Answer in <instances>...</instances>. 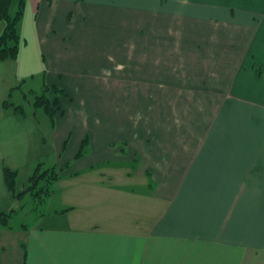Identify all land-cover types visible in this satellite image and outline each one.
<instances>
[{
    "label": "crops",
    "instance_id": "crops-1",
    "mask_svg": "<svg viewBox=\"0 0 264 264\" xmlns=\"http://www.w3.org/2000/svg\"><path fill=\"white\" fill-rule=\"evenodd\" d=\"M39 3L73 58H128L140 120L128 150L73 172L94 174L62 192L67 225L27 228L25 264H264V0ZM123 157L125 177L104 181L97 165Z\"/></svg>",
    "mask_w": 264,
    "mask_h": 264
},
{
    "label": "rangeland",
    "instance_id": "rangeland-1",
    "mask_svg": "<svg viewBox=\"0 0 264 264\" xmlns=\"http://www.w3.org/2000/svg\"><path fill=\"white\" fill-rule=\"evenodd\" d=\"M40 1L26 0L16 25L20 37L19 56L14 63L0 66V103L13 86L8 103L2 104L5 113L0 116V142L33 128L30 135L22 137L21 143L14 142L10 144L12 147L7 146L0 152V209L9 206L15 211L8 217L7 224L0 218V264L26 263L27 228L67 225L69 216L59 219L56 214L57 210L62 211V192L76 184L93 181L94 174L73 177V172L99 160L101 154L107 157L122 146L128 150L121 141L128 140V135L139 129L140 111L135 107L139 106L136 98L140 99V95L128 92L125 67L128 58H73L78 52L73 40L67 44L55 41L53 31L48 30L49 25L44 22L42 10L38 9ZM19 2L13 0L12 16L20 10ZM5 26L6 22L1 21L0 36ZM88 43L92 46L94 40L91 38ZM85 50L91 47H83L84 55ZM95 59L98 60L91 62ZM87 60L89 63L85 66ZM99 64L101 71H98ZM47 85L51 86L52 101L57 99L61 108L53 117L35 103L37 95H41ZM54 86L63 88L64 94L57 96L59 92H54ZM5 166L19 171L18 188L21 190L39 166L41 171L56 169L60 179L54 183L53 195L48 201H38L30 191L20 200L2 199L6 186L2 173ZM129 166L128 157L97 165L106 173L104 181L107 182L110 173L114 178L118 174L125 177ZM121 181L126 183V180Z\"/></svg>",
    "mask_w": 264,
    "mask_h": 264
},
{
    "label": "trees",
    "instance_id": "trees-1",
    "mask_svg": "<svg viewBox=\"0 0 264 264\" xmlns=\"http://www.w3.org/2000/svg\"><path fill=\"white\" fill-rule=\"evenodd\" d=\"M51 2L52 0H48ZM13 0H0V22L5 21L6 26L4 33L0 36V61L5 60H16L19 56V46L20 37L17 31V21L21 17L24 10L26 0H20V10L16 16H12L10 13L11 5ZM51 86L47 85L41 95H37L36 105L42 106L46 111L53 117L55 113L61 109L58 104V100L52 101L49 91ZM53 90L57 96L64 94V89L54 86ZM63 92V93H62ZM8 103V100L6 101ZM17 176L18 171L13 170L9 167L4 168V180L7 189L13 194L14 197H20L24 193L32 192L33 195L42 202L46 200V197L52 194L53 185L60 179V173L54 169H46L41 171L40 166L35 170V172L29 177L27 186L24 190L19 191L17 186ZM12 214V213H11ZM8 212L2 213L0 218L3 224H7L8 217L11 216Z\"/></svg>",
    "mask_w": 264,
    "mask_h": 264
}]
</instances>
